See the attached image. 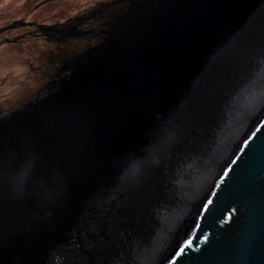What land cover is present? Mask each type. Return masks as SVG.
Wrapping results in <instances>:
<instances>
[{
  "label": "water",
  "instance_id": "1",
  "mask_svg": "<svg viewBox=\"0 0 264 264\" xmlns=\"http://www.w3.org/2000/svg\"><path fill=\"white\" fill-rule=\"evenodd\" d=\"M125 2L0 117V264H264V0Z\"/></svg>",
  "mask_w": 264,
  "mask_h": 264
},
{
  "label": "flooded vegetation",
  "instance_id": "2",
  "mask_svg": "<svg viewBox=\"0 0 264 264\" xmlns=\"http://www.w3.org/2000/svg\"><path fill=\"white\" fill-rule=\"evenodd\" d=\"M32 1L37 9L34 12L36 19L21 23L20 27L24 29L20 30L23 32L17 35L16 41L29 44L41 41L43 52L38 56V61L42 63L36 64L41 77L35 89L29 88L32 90L27 91L14 110L53 91L59 81L68 76V61L93 47L107 29L106 25L116 15L123 14L127 7L125 0H92L84 3V6L78 4L77 13L73 14L71 7L74 8L76 2L72 4L70 0ZM8 37L0 34V46L13 42Z\"/></svg>",
  "mask_w": 264,
  "mask_h": 264
},
{
  "label": "rangeland",
  "instance_id": "3",
  "mask_svg": "<svg viewBox=\"0 0 264 264\" xmlns=\"http://www.w3.org/2000/svg\"><path fill=\"white\" fill-rule=\"evenodd\" d=\"M70 2L72 4L76 2L75 7H71V12L75 14L78 4L84 6V3L88 4L92 0ZM34 4L32 0H0V29L18 22L34 21L36 19L34 12L37 10ZM17 29L4 32L9 39H13V42L0 46V116L14 110L16 104L27 95V91L32 90L29 88L35 89L38 85L37 80L41 77L36 64L42 63L38 61V56L43 52L42 43L41 41L30 44L18 43L17 35L24 28Z\"/></svg>",
  "mask_w": 264,
  "mask_h": 264
},
{
  "label": "bare ground",
  "instance_id": "4",
  "mask_svg": "<svg viewBox=\"0 0 264 264\" xmlns=\"http://www.w3.org/2000/svg\"><path fill=\"white\" fill-rule=\"evenodd\" d=\"M185 167L186 168H193V166L191 165L190 161H187ZM131 240H132V238H130L129 241H131ZM134 242L135 243H133V244H135L137 246H134L131 243L129 245H126L123 241H119V247H120L121 250L125 249V250L128 251L131 248H139L142 245H147V241L144 240L143 238L139 241V243H138V240H135ZM130 255H131L130 259L129 258H124V264H131L134 260H139L140 257H141V255H133V254H130Z\"/></svg>",
  "mask_w": 264,
  "mask_h": 264
}]
</instances>
